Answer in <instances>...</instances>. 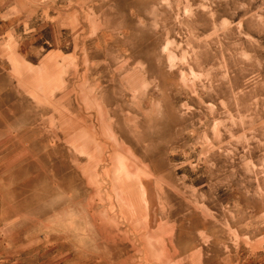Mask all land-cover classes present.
<instances>
[{
	"label": "rangeland",
	"instance_id": "1",
	"mask_svg": "<svg viewBox=\"0 0 264 264\" xmlns=\"http://www.w3.org/2000/svg\"><path fill=\"white\" fill-rule=\"evenodd\" d=\"M0 264H264V0H0Z\"/></svg>",
	"mask_w": 264,
	"mask_h": 264
}]
</instances>
